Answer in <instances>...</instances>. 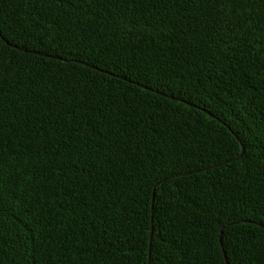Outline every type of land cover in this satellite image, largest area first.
<instances>
[{
  "label": "trees",
  "instance_id": "16d2710c",
  "mask_svg": "<svg viewBox=\"0 0 264 264\" xmlns=\"http://www.w3.org/2000/svg\"><path fill=\"white\" fill-rule=\"evenodd\" d=\"M0 0V264H264V0Z\"/></svg>",
  "mask_w": 264,
  "mask_h": 264
},
{
  "label": "snow or ice",
  "instance_id": "6c2138e0",
  "mask_svg": "<svg viewBox=\"0 0 264 264\" xmlns=\"http://www.w3.org/2000/svg\"><path fill=\"white\" fill-rule=\"evenodd\" d=\"M61 2L72 7L76 6L75 0H61ZM242 144L243 146L237 158L245 162L248 173L251 174L253 168L264 171V139H259L253 134L252 138L242 142ZM258 210L261 220L264 221V204ZM261 226L264 227V223Z\"/></svg>",
  "mask_w": 264,
  "mask_h": 264
}]
</instances>
